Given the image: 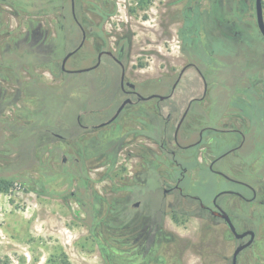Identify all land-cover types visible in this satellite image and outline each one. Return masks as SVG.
Here are the masks:
<instances>
[{"label":"flooded vegetation","instance_id":"obj_1","mask_svg":"<svg viewBox=\"0 0 264 264\" xmlns=\"http://www.w3.org/2000/svg\"><path fill=\"white\" fill-rule=\"evenodd\" d=\"M131 1L113 25V1L0 0V171L25 176L38 197L72 201L98 252L121 253L122 264H264L256 0H135L145 13L153 5L157 27L138 53ZM86 72L99 84L73 89L69 122L65 75Z\"/></svg>","mask_w":264,"mask_h":264},{"label":"rangeland","instance_id":"obj_2","mask_svg":"<svg viewBox=\"0 0 264 264\" xmlns=\"http://www.w3.org/2000/svg\"><path fill=\"white\" fill-rule=\"evenodd\" d=\"M108 1L116 4L113 25L123 22L124 0ZM131 3L133 12L129 13L130 18L127 16V19L133 35V51L138 53L141 49H150L151 46L147 44L156 38V14L153 13L152 4L146 8L148 13H145L143 9H135V0ZM62 46L63 54L69 50V45ZM65 79L67 84L63 86L61 102L64 119L72 122L73 89L88 81L99 84L100 77L86 72L65 75ZM146 90L160 92L164 89ZM30 175L34 179L38 178L34 171H30ZM57 182L51 181V184ZM60 184L58 182V186ZM100 190L104 191L103 188ZM68 202L69 206L58 200L38 197L19 184H14L7 194H0V264H122L124 258L121 253L98 252L86 229L72 217L76 205L72 201ZM178 231L181 232V229Z\"/></svg>","mask_w":264,"mask_h":264},{"label":"trees","instance_id":"obj_3","mask_svg":"<svg viewBox=\"0 0 264 264\" xmlns=\"http://www.w3.org/2000/svg\"><path fill=\"white\" fill-rule=\"evenodd\" d=\"M5 146L9 148L11 152H15V153L23 152V147L19 146L16 142H5ZM30 146L31 147L29 154L31 159V167L36 168L39 172H42L45 169V165L42 162L41 152H38L35 143L32 142ZM57 174L58 173L53 171L48 176L49 180L54 181L56 179ZM64 174L67 176L68 181L71 182L70 179H72L73 177L72 170L67 168L65 169ZM25 183H28L25 176L18 174L17 171H8V172L0 171V194H7L14 184L24 185ZM43 190L46 191L47 188L44 187ZM37 195H40V193H37ZM52 196H56V195H52ZM98 207H99L98 203L94 202L92 204L91 209L88 212V218H93L94 209ZM92 223H93L92 220H89L87 222L88 225H91ZM102 254H106V253H102Z\"/></svg>","mask_w":264,"mask_h":264},{"label":"water","instance_id":"obj_4","mask_svg":"<svg viewBox=\"0 0 264 264\" xmlns=\"http://www.w3.org/2000/svg\"><path fill=\"white\" fill-rule=\"evenodd\" d=\"M261 13H262L261 0H256V14H257V21H258V24H259V27H260L261 31H262L263 34H264V26H263V21H262V15H261ZM69 56H70V54L67 55L66 58H68ZM65 60H66V59H65ZM86 70H88V69H86ZM79 72H81V71H79ZM235 256H236V255H234V260H235Z\"/></svg>","mask_w":264,"mask_h":264}]
</instances>
